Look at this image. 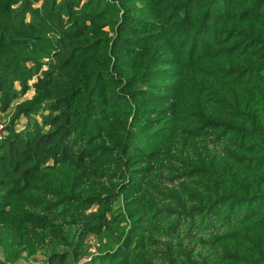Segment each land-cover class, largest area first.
Instances as JSON below:
<instances>
[{"label":"trees","instance_id":"1","mask_svg":"<svg viewBox=\"0 0 264 264\" xmlns=\"http://www.w3.org/2000/svg\"><path fill=\"white\" fill-rule=\"evenodd\" d=\"M0 120L28 257L264 264V0H0Z\"/></svg>","mask_w":264,"mask_h":264},{"label":"rangeland","instance_id":"2","mask_svg":"<svg viewBox=\"0 0 264 264\" xmlns=\"http://www.w3.org/2000/svg\"><path fill=\"white\" fill-rule=\"evenodd\" d=\"M32 91L26 94V97H31ZM24 122V119H21ZM95 243L94 239H90ZM17 238L13 231L9 228L0 230V264H45L42 254H35L28 257L26 253H22L23 249L20 245L16 243ZM95 251V248H92ZM22 253L21 257L13 260L18 255Z\"/></svg>","mask_w":264,"mask_h":264},{"label":"built area","instance_id":"3","mask_svg":"<svg viewBox=\"0 0 264 264\" xmlns=\"http://www.w3.org/2000/svg\"><path fill=\"white\" fill-rule=\"evenodd\" d=\"M2 127H3L2 120H0V133H1Z\"/></svg>","mask_w":264,"mask_h":264}]
</instances>
